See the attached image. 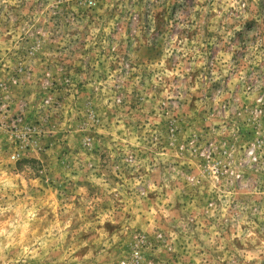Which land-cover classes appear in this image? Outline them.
Listing matches in <instances>:
<instances>
[{
  "label": "rangeland",
  "instance_id": "rangeland-1",
  "mask_svg": "<svg viewBox=\"0 0 264 264\" xmlns=\"http://www.w3.org/2000/svg\"><path fill=\"white\" fill-rule=\"evenodd\" d=\"M0 264H264V0H0Z\"/></svg>",
  "mask_w": 264,
  "mask_h": 264
},
{
  "label": "trees",
  "instance_id": "trees-1",
  "mask_svg": "<svg viewBox=\"0 0 264 264\" xmlns=\"http://www.w3.org/2000/svg\"><path fill=\"white\" fill-rule=\"evenodd\" d=\"M21 162V161H20ZM22 162H35V160L34 159H30V160H26V159H24V160H22ZM19 163V162H18Z\"/></svg>",
  "mask_w": 264,
  "mask_h": 264
}]
</instances>
